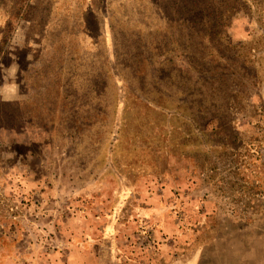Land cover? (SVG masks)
<instances>
[{
	"label": "rangeland",
	"instance_id": "obj_1",
	"mask_svg": "<svg viewBox=\"0 0 264 264\" xmlns=\"http://www.w3.org/2000/svg\"><path fill=\"white\" fill-rule=\"evenodd\" d=\"M0 264H264V0H0Z\"/></svg>",
	"mask_w": 264,
	"mask_h": 264
},
{
	"label": "trees",
	"instance_id": "obj_2",
	"mask_svg": "<svg viewBox=\"0 0 264 264\" xmlns=\"http://www.w3.org/2000/svg\"><path fill=\"white\" fill-rule=\"evenodd\" d=\"M221 8V7H220ZM218 9V14L217 15H219V23L217 24V25H219L220 24V22H222L223 21V19L225 18V16L226 15H231V12L232 11H235V7L234 6H230V7H226V8H224V7H222L221 9ZM221 15V16H220ZM213 25H215V23L213 22L212 23ZM212 38H213V36L211 37V39H210V41H212Z\"/></svg>",
	"mask_w": 264,
	"mask_h": 264
}]
</instances>
